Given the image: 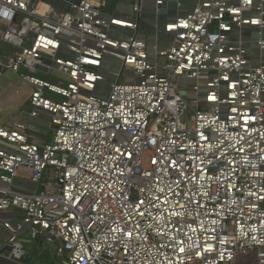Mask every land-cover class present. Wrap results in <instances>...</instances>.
I'll return each instance as SVG.
<instances>
[{
	"label": "built area",
	"instance_id": "1",
	"mask_svg": "<svg viewBox=\"0 0 264 264\" xmlns=\"http://www.w3.org/2000/svg\"><path fill=\"white\" fill-rule=\"evenodd\" d=\"M112 4L0 0L2 73L49 78L23 75L52 135L0 125L6 254L30 230L58 264H264V0Z\"/></svg>",
	"mask_w": 264,
	"mask_h": 264
},
{
	"label": "rangeland",
	"instance_id": "2",
	"mask_svg": "<svg viewBox=\"0 0 264 264\" xmlns=\"http://www.w3.org/2000/svg\"><path fill=\"white\" fill-rule=\"evenodd\" d=\"M56 13L62 14L63 12L59 8L53 7V15ZM23 75H37L41 78L49 79L47 76L33 73L24 68H22L20 72H15L10 68L5 69L0 76V123L4 124L8 129L14 128L13 125H10L8 119L11 115L16 114L18 107L26 106L23 102L32 90V87L24 79ZM33 128L35 127L33 126ZM34 132L38 136L35 130ZM42 137L50 140L52 135L50 131H48L42 134ZM0 141L6 143L2 139H0ZM18 239L22 241L23 245L27 248V254L20 259V261L26 264H43L42 262H44V260L39 255V251L44 247L50 249L51 252H55L54 248L56 247L54 244L46 242L43 238L36 240V238L32 236L30 230L24 231ZM0 240L4 241V237H1ZM53 255L54 257L56 256L55 253ZM52 261L58 264L57 258ZM234 264H259V261L255 253L245 254L239 251L236 255Z\"/></svg>",
	"mask_w": 264,
	"mask_h": 264
},
{
	"label": "crops",
	"instance_id": "3",
	"mask_svg": "<svg viewBox=\"0 0 264 264\" xmlns=\"http://www.w3.org/2000/svg\"><path fill=\"white\" fill-rule=\"evenodd\" d=\"M117 2H118V0L113 1L112 10L117 6ZM30 94H31V92L27 96L26 100L23 102L24 104H26V106L18 107L16 114L11 115L10 118L8 119V122L10 123V125H13L14 120L22 119L24 121H27L29 123V126H30L29 132L34 134L37 138L42 139L43 138L42 134H44L45 132H48V131H50V133H51V130L49 129V126H48L49 117L47 115L42 114L41 116H39L37 118L29 119L28 113L30 112V110L32 108L31 104H30V100H29ZM0 109H1V107H0ZM0 125L4 126V124H2V123H0ZM33 126L35 128H33ZM34 130L36 131L38 136L35 134ZM43 139H45V138H43ZM0 173H2L1 170H0ZM16 183L19 185H23L24 187H32L33 186L32 182L27 178H18V179H16ZM16 212L17 211L6 212L4 214V216H13L12 214H15ZM4 233H5V230L2 228V226L0 224V238L4 237ZM54 251H55V248H54Z\"/></svg>",
	"mask_w": 264,
	"mask_h": 264
},
{
	"label": "water",
	"instance_id": "4",
	"mask_svg": "<svg viewBox=\"0 0 264 264\" xmlns=\"http://www.w3.org/2000/svg\"><path fill=\"white\" fill-rule=\"evenodd\" d=\"M47 3L51 4L52 6L59 8L63 12H69L71 10L72 3H79L80 0H45ZM15 42H20V39L15 38L14 36L11 39ZM40 70L47 71L46 68L41 66H36ZM3 71V66L0 65V76ZM12 246L7 242H0V264H26L22 261L16 260L8 256L6 253L11 251Z\"/></svg>",
	"mask_w": 264,
	"mask_h": 264
},
{
	"label": "trees",
	"instance_id": "5",
	"mask_svg": "<svg viewBox=\"0 0 264 264\" xmlns=\"http://www.w3.org/2000/svg\"><path fill=\"white\" fill-rule=\"evenodd\" d=\"M39 255L43 258L44 262H42L43 264H57L55 262H53V259H56L57 257H54V253L55 252H51L50 249L48 248H42L41 251H39ZM56 255V253H55ZM48 262V263H47Z\"/></svg>",
	"mask_w": 264,
	"mask_h": 264
}]
</instances>
